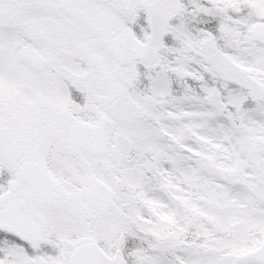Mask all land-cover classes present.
Returning a JSON list of instances; mask_svg holds the SVG:
<instances>
[{
    "label": "snow or ice",
    "instance_id": "1",
    "mask_svg": "<svg viewBox=\"0 0 264 264\" xmlns=\"http://www.w3.org/2000/svg\"><path fill=\"white\" fill-rule=\"evenodd\" d=\"M0 264H264V0H0Z\"/></svg>",
    "mask_w": 264,
    "mask_h": 264
}]
</instances>
